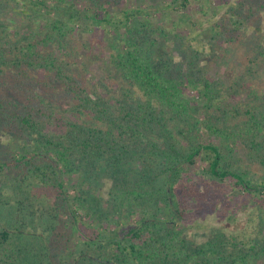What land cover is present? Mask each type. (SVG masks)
Masks as SVG:
<instances>
[{"label":"trees","instance_id":"16d2710c","mask_svg":"<svg viewBox=\"0 0 264 264\" xmlns=\"http://www.w3.org/2000/svg\"><path fill=\"white\" fill-rule=\"evenodd\" d=\"M193 1L0 0V264H264V36L213 78L182 30ZM220 1L204 46L264 34V0ZM219 204L255 230L197 243Z\"/></svg>","mask_w":264,"mask_h":264},{"label":"rangeland","instance_id":"374dc122","mask_svg":"<svg viewBox=\"0 0 264 264\" xmlns=\"http://www.w3.org/2000/svg\"><path fill=\"white\" fill-rule=\"evenodd\" d=\"M203 3V4H202ZM127 3H124V8H127ZM202 5V9H204L205 13L200 12V6ZM132 7V6H131ZM190 7V13L188 15L189 22L185 24L182 28L185 33L188 34L189 40L193 38L197 39V42H192L193 48H197L202 52H206V55L201 60L202 65L208 66V70L210 75L213 78L222 80L226 83L231 82L236 79V77H240L246 70V67L249 64V58L254 54V47L258 43V39L262 35H258V26L257 24L250 28L249 32L244 36L241 42L236 45H233L230 48L226 46L210 44V47L204 46V43H208L206 39L210 33V25L217 22L221 16L227 9L222 7V3L220 0H206L203 2L194 0ZM148 8V7H147ZM215 12H219L216 18H212ZM156 16V15H155ZM160 16L155 17V19L151 20L153 23H159ZM161 21V25H168L169 20ZM168 21V22H167ZM166 23V24H163ZM187 22V21H186ZM200 28H204L200 29ZM211 36V35H210ZM87 40H93L91 36H84ZM205 39L207 41H205ZM96 43L95 49L89 50L81 47V52L83 56L88 61V69L85 74L87 80L90 81V85L96 84L95 81L105 79V75H108L107 63L109 60V49L103 46L104 52L99 55V48H101V43L98 39L94 40ZM206 49H205V48ZM177 59H182L179 57L180 54L175 53ZM191 96H195L194 92L190 93ZM233 104V102H231ZM64 108L68 109V103H64ZM109 184L106 183L104 185V195L108 197L107 193L109 190ZM234 204H239V201L233 202ZM243 204V203H242ZM230 208V207H229ZM222 209V205L219 204L217 208L211 207V209L204 210L203 218H202V227L199 230L191 231L192 237L197 243H203L208 239L210 230L212 228H223L226 231L236 234L243 233L244 231H254L258 222L251 223L250 221V213L252 207L250 205L244 207L243 209H239L236 211H231L230 213L226 211H220ZM224 210V209H223ZM124 224V223H123Z\"/></svg>","mask_w":264,"mask_h":264}]
</instances>
